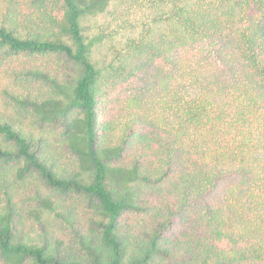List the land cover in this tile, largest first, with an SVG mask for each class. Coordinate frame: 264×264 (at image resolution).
Instances as JSON below:
<instances>
[{
  "label": "trees",
  "instance_id": "obj_1",
  "mask_svg": "<svg viewBox=\"0 0 264 264\" xmlns=\"http://www.w3.org/2000/svg\"><path fill=\"white\" fill-rule=\"evenodd\" d=\"M112 1L0 0V68L41 61L17 107L59 144L0 114L32 188L0 205V264H264V0H134L107 59L83 23Z\"/></svg>",
  "mask_w": 264,
  "mask_h": 264
},
{
  "label": "rangeland",
  "instance_id": "obj_2",
  "mask_svg": "<svg viewBox=\"0 0 264 264\" xmlns=\"http://www.w3.org/2000/svg\"><path fill=\"white\" fill-rule=\"evenodd\" d=\"M134 0H114L110 3L107 12L94 18H87L84 20V26L90 33L101 32L104 34V40L102 45L97 49L98 57H105L111 59L116 55V51L123 52V48L127 47L128 35L133 36L131 27L124 28L123 21L128 19L129 22H136L138 16L143 13L141 5ZM40 64L41 61L35 58H20L7 60L2 64L0 68V114L13 116L21 121L25 128L38 138L44 136L51 141L54 146H59L58 138L54 135L55 130H51V127L36 122L34 117L30 113V109L18 108L16 97L23 96L27 91L33 92L39 83L28 79L23 76H18L17 73L30 65ZM55 63V62H54ZM53 63V64H54ZM61 68V65L59 66ZM53 152V150H52ZM69 155L66 151H63V155L58 159L59 165L68 164ZM68 166V165H67ZM43 185L41 184V187ZM31 187L23 185L21 183L14 182L10 173L6 174L5 166L0 164V205L5 206L8 202L5 199L6 195H12L13 191L16 193L12 196V205L15 209L21 207L22 201L25 200V196L30 194ZM9 205V204H8ZM81 215V212L78 213ZM134 218V223L137 224L138 217L127 216L128 223H132L130 220ZM83 219V217H82ZM52 220V219H49ZM28 222V221H26ZM52 232L58 236L68 237L70 233L60 227H56L52 224ZM27 227V226H26ZM33 228L37 231L40 230L38 223L34 222ZM67 242V239H65ZM154 264H167L166 261L155 262Z\"/></svg>",
  "mask_w": 264,
  "mask_h": 264
}]
</instances>
